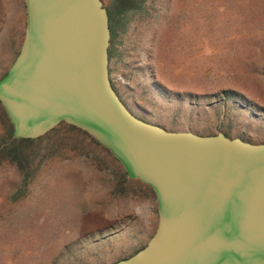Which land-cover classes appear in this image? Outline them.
Returning <instances> with one entry per match:
<instances>
[{"label":"rangeland","instance_id":"1","mask_svg":"<svg viewBox=\"0 0 264 264\" xmlns=\"http://www.w3.org/2000/svg\"><path fill=\"white\" fill-rule=\"evenodd\" d=\"M109 78L137 118L168 131L264 142V0H102ZM23 0H0V78L19 52ZM0 105V264H113L157 223L150 187L61 123L13 141Z\"/></svg>","mask_w":264,"mask_h":264},{"label":"water","instance_id":"2","mask_svg":"<svg viewBox=\"0 0 264 264\" xmlns=\"http://www.w3.org/2000/svg\"><path fill=\"white\" fill-rule=\"evenodd\" d=\"M23 2L24 36L0 78L13 139L68 124L154 192L152 236L113 264H264V142L168 131L137 118L109 78L102 0Z\"/></svg>","mask_w":264,"mask_h":264},{"label":"trees","instance_id":"3","mask_svg":"<svg viewBox=\"0 0 264 264\" xmlns=\"http://www.w3.org/2000/svg\"><path fill=\"white\" fill-rule=\"evenodd\" d=\"M108 12V16H109V23H110V20H111V12L110 11H107ZM13 141H19V142H23V141H28V140H25V139H20V140H13Z\"/></svg>","mask_w":264,"mask_h":264},{"label":"crops","instance_id":"4","mask_svg":"<svg viewBox=\"0 0 264 264\" xmlns=\"http://www.w3.org/2000/svg\"><path fill=\"white\" fill-rule=\"evenodd\" d=\"M156 201V200H155ZM157 217V219H158V216H157V206H156V202H155V204H154V217ZM156 225H157V223H156Z\"/></svg>","mask_w":264,"mask_h":264}]
</instances>
